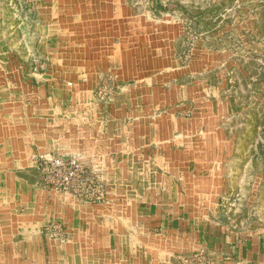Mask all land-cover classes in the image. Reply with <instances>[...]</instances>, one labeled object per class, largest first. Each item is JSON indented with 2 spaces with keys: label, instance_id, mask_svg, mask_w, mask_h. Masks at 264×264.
Instances as JSON below:
<instances>
[{
  "label": "crops",
  "instance_id": "crops-1",
  "mask_svg": "<svg viewBox=\"0 0 264 264\" xmlns=\"http://www.w3.org/2000/svg\"><path fill=\"white\" fill-rule=\"evenodd\" d=\"M34 1L29 38L49 57L36 72L3 46L0 5V264H183L201 248L216 264H264V230L221 216L251 152L233 149L224 75L207 78L211 53L198 48L184 67L181 27L126 0ZM107 73L122 87L102 106ZM52 154L93 168L108 201L48 191L32 158ZM51 222L68 241L43 233Z\"/></svg>",
  "mask_w": 264,
  "mask_h": 264
},
{
  "label": "rangeland",
  "instance_id": "rangeland-1",
  "mask_svg": "<svg viewBox=\"0 0 264 264\" xmlns=\"http://www.w3.org/2000/svg\"><path fill=\"white\" fill-rule=\"evenodd\" d=\"M126 1L129 5L137 4L143 8L145 17L151 14L155 20L165 23L173 19L181 27L175 46L184 67L189 66L199 50L211 53L213 71L207 78L212 81L217 79L219 84V75L221 72L224 75V101L228 105L226 128L239 139L233 149L251 152L250 159H239L240 165L249 163L250 166L244 179L242 174L239 176L240 188L223 196L221 204L224 211L221 216L241 232L264 230V0ZM0 5L3 9L2 21L7 25V29L3 30L6 35L3 46H10L18 63L27 65L30 72L40 70L49 63V57L44 55L38 42L29 38L35 35L34 27L39 22L35 1L0 0ZM121 87L118 76L107 73L99 80L95 98L99 104L106 106ZM42 157L75 161L88 172L93 182L90 183L91 188L78 189L77 192L50 188L42 174ZM32 162L35 176L48 191L67 194L85 203L104 204L108 201L109 191L101 175L85 166L79 158L61 154L36 155ZM42 230L52 240H69L67 226L61 222H51ZM60 230L62 235H59ZM200 254L211 264H216L213 254L205 248L183 258V264H190Z\"/></svg>",
  "mask_w": 264,
  "mask_h": 264
},
{
  "label": "built area",
  "instance_id": "built-area-1",
  "mask_svg": "<svg viewBox=\"0 0 264 264\" xmlns=\"http://www.w3.org/2000/svg\"><path fill=\"white\" fill-rule=\"evenodd\" d=\"M42 174L45 175L47 185L59 191L77 192L78 189L91 188L93 182L85 171L75 161H68L59 157H42ZM62 235V230H60ZM190 264H211L203 254L195 256Z\"/></svg>",
  "mask_w": 264,
  "mask_h": 264
}]
</instances>
